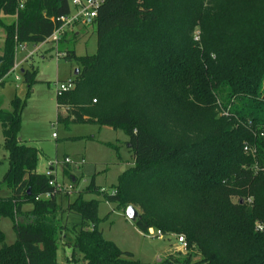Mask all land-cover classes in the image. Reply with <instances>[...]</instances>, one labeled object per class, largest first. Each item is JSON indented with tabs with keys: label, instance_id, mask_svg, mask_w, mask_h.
Segmentation results:
<instances>
[{
	"label": "trees",
	"instance_id": "16d2710c",
	"mask_svg": "<svg viewBox=\"0 0 264 264\" xmlns=\"http://www.w3.org/2000/svg\"><path fill=\"white\" fill-rule=\"evenodd\" d=\"M71 12L68 0H26L22 9L0 0V82L17 46L54 48L47 39ZM87 23L96 51H63L79 68L74 88L56 94V120L123 131L132 164L103 199L134 206L144 234L183 237L185 251L144 263L103 237L97 200L80 193L62 210L51 177L36 172L38 151L18 140L14 98L12 111L0 108L8 153L0 190L9 191L0 196V219L15 233L7 244L0 230V264H62L60 242L71 248L66 264H264V234L254 231L264 220V0H103ZM34 72L21 69L28 89ZM45 192L51 198L35 200ZM93 192L94 178L83 193ZM62 212L80 222L67 228Z\"/></svg>",
	"mask_w": 264,
	"mask_h": 264
},
{
	"label": "rangeland",
	"instance_id": "374dc122",
	"mask_svg": "<svg viewBox=\"0 0 264 264\" xmlns=\"http://www.w3.org/2000/svg\"><path fill=\"white\" fill-rule=\"evenodd\" d=\"M71 1L68 0L70 6ZM73 32L78 34L74 36ZM23 45V48L17 46L15 50L17 68L12 69L0 85V107L4 111H12V100L19 99L21 116L18 139L38 151L36 172L45 173L50 160L62 162L68 157L72 161L68 164L69 170L63 164L55 169L53 178L56 184L68 191L56 195V204L64 210L80 193L84 200H97V228L103 237L113 241L121 250L131 252L141 262L153 263L173 250L181 249L184 252L185 249L174 235L155 237L140 232L117 203L103 199L101 192L111 193L118 176L132 164L123 131L93 123L57 122L56 89L60 83L74 79V71L79 68L77 63L56 57L55 50L49 43L37 47L33 44ZM58 50H73L77 56L93 54L96 51L94 25L76 24L73 31H66ZM1 51L0 42V53ZM30 66L35 71L36 82L28 89L22 79L21 69ZM7 169L8 153L3 147L0 125V181ZM92 178L99 192L83 193ZM8 194L9 191L2 187L0 196ZM26 206L31 208V204ZM59 214L62 224L67 228L80 222V217L74 213ZM0 230L4 233L7 244L15 241L9 218L0 219ZM70 255L71 248L60 242L57 260L66 264V258ZM80 255L76 251L74 257L78 259Z\"/></svg>",
	"mask_w": 264,
	"mask_h": 264
},
{
	"label": "built area",
	"instance_id": "2783aa9c",
	"mask_svg": "<svg viewBox=\"0 0 264 264\" xmlns=\"http://www.w3.org/2000/svg\"><path fill=\"white\" fill-rule=\"evenodd\" d=\"M18 9H22L24 7V4L26 0H16ZM103 0H72L71 5L73 8V11L69 13L68 15L60 17L59 21L60 24L59 26L53 31V33L48 37L47 42H50L54 45V50H55V55L58 58H62L64 56V52H61L58 50V43L61 40V37L66 31L72 30L73 27H75L76 24H85L86 22H89L93 18L96 17L97 10L101 6ZM18 47L23 48L24 45L20 44ZM17 68V65H14L12 69ZM74 88V83L73 80H68L66 82H62L58 85L56 89V94H60L61 92L68 91ZM53 136H55L53 134ZM244 150L245 151H250V148L247 147V145L244 143ZM72 161L68 158L65 157L62 162L58 161L57 159L55 160H50L47 163V170L45 174L47 176H50L51 179L48 181L49 186H53L56 188V190L60 193L62 192H68L64 187H61L56 184L54 180L55 176V169L59 164H71ZM113 193V190L112 192ZM51 198V193L50 192H45L37 195L35 197V200H40V199H49ZM249 201V200H248ZM254 231L257 233H262L264 234V220H256L254 222ZM147 234H152L153 236L155 234H158L159 237L160 231H154L153 229H149ZM177 241L181 244V247L184 249L185 248V243L183 237H178Z\"/></svg>",
	"mask_w": 264,
	"mask_h": 264
},
{
	"label": "crops",
	"instance_id": "0c3cea01",
	"mask_svg": "<svg viewBox=\"0 0 264 264\" xmlns=\"http://www.w3.org/2000/svg\"><path fill=\"white\" fill-rule=\"evenodd\" d=\"M1 17H2L3 21L6 22V23H12V22L15 21V16L14 15H2ZM80 25H82V24H80ZM73 30H74V27L72 28L71 31H73ZM73 34L77 35L78 33L77 32H73ZM4 38H5L4 30L0 27V42H1V46H3ZM9 74L3 79V82L9 76ZM3 82H0V85L3 84ZM29 209L30 208H27L26 205L23 206V210H29Z\"/></svg>",
	"mask_w": 264,
	"mask_h": 264
},
{
	"label": "water",
	"instance_id": "95a60500",
	"mask_svg": "<svg viewBox=\"0 0 264 264\" xmlns=\"http://www.w3.org/2000/svg\"><path fill=\"white\" fill-rule=\"evenodd\" d=\"M77 73H78V69H76L74 71V75H77ZM18 140H20V139H18ZM240 202H242V200H240ZM124 214L128 220H130L131 222H134V223L140 218L139 211L132 205H129L125 208Z\"/></svg>",
	"mask_w": 264,
	"mask_h": 264
}]
</instances>
